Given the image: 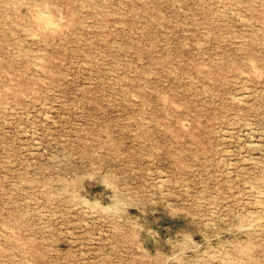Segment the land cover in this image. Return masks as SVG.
<instances>
[{
    "label": "rangeland",
    "instance_id": "rangeland-1",
    "mask_svg": "<svg viewBox=\"0 0 264 264\" xmlns=\"http://www.w3.org/2000/svg\"><path fill=\"white\" fill-rule=\"evenodd\" d=\"M0 264H264V0H0Z\"/></svg>",
    "mask_w": 264,
    "mask_h": 264
},
{
    "label": "bare ground",
    "instance_id": "bare-ground-1",
    "mask_svg": "<svg viewBox=\"0 0 264 264\" xmlns=\"http://www.w3.org/2000/svg\"><path fill=\"white\" fill-rule=\"evenodd\" d=\"M47 23V22H46Z\"/></svg>",
    "mask_w": 264,
    "mask_h": 264
}]
</instances>
